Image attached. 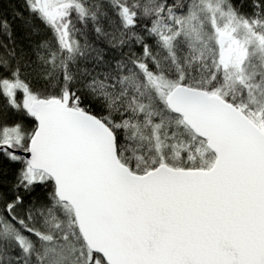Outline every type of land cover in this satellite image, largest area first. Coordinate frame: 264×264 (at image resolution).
Returning a JSON list of instances; mask_svg holds the SVG:
<instances>
[{
    "label": "snow or ice",
    "instance_id": "snow-or-ice-1",
    "mask_svg": "<svg viewBox=\"0 0 264 264\" xmlns=\"http://www.w3.org/2000/svg\"><path fill=\"white\" fill-rule=\"evenodd\" d=\"M0 264H264V0H0Z\"/></svg>",
    "mask_w": 264,
    "mask_h": 264
}]
</instances>
